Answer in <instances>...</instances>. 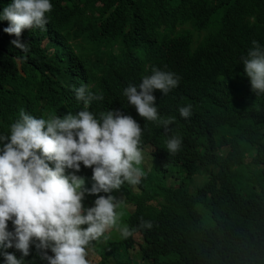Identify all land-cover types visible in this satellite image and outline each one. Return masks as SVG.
Masks as SVG:
<instances>
[{"label":"clouds","instance_id":"obj_1","mask_svg":"<svg viewBox=\"0 0 264 264\" xmlns=\"http://www.w3.org/2000/svg\"><path fill=\"white\" fill-rule=\"evenodd\" d=\"M87 1L92 3L89 22L77 32L58 35L52 49L59 57L73 53L71 61L59 64L80 76L83 84L74 89V96L82 109L47 119L21 109L8 134L0 133L3 264H25L30 247L45 264H165L168 254L160 256L159 251H172L184 234L191 235L186 229H176L184 224L204 226L201 216L207 211L199 199L187 202L199 196L205 175L182 173L194 161L182 153L181 138L168 135L175 117L161 118L158 102L182 83L209 77L212 64L207 55L202 66L196 60L198 54H189L179 55L170 68H149L148 62L159 58L164 44L141 41L145 27L156 25H145L146 19H165L168 13L179 20L183 0ZM51 2L55 3L9 0L0 7V22H7L3 31L15 37L10 41L14 48L28 51L21 33L45 28ZM57 2L58 15L70 12L72 1ZM117 18L126 24H116ZM240 59L252 93L264 95V45L253 40ZM143 71L147 72L124 87L122 95L127 111L131 105L145 121H158L164 129L165 146L157 151L156 162L144 149L142 118L137 121L116 109L90 110L93 102L104 97L88 84H119ZM154 90L159 94L157 103ZM220 93L215 84L203 85L191 104L178 108L179 116L187 120L194 100ZM86 168L92 170L90 187L78 175ZM150 174L157 181L169 182L175 192L163 198L143 193L141 185ZM8 249L18 251L20 258Z\"/></svg>","mask_w":264,"mask_h":264},{"label":"trees","instance_id":"obj_2","mask_svg":"<svg viewBox=\"0 0 264 264\" xmlns=\"http://www.w3.org/2000/svg\"><path fill=\"white\" fill-rule=\"evenodd\" d=\"M52 1L55 3L51 2L52 10L46 14L45 28L21 33V42L28 43L27 52L11 45L15 37L4 33L7 22H0V133L8 134L21 109L47 119L83 107L74 96V89L83 84L80 76L59 64L71 61L73 53L59 57L56 52L52 54V49L58 35L77 32L89 22L92 3L68 0L73 2L70 12L58 15L57 1L61 0ZM7 3L9 0H0V7ZM166 15L165 19L145 20L147 26L156 25L145 27L142 43L164 44L159 58L149 61L148 67L170 68L179 55L198 54L196 60L202 66L208 56L212 72L207 78L180 84L158 102L161 118L175 117L168 135L180 137L182 153L194 161L184 166L182 173L205 175L199 196L189 198L187 204L199 199L207 211L201 216L204 226L195 224V229L194 224L182 225L176 230L186 229L191 235L184 234L177 248L169 252L160 250L159 254H168L165 264H264V95L252 93L240 59L253 40L264 45V0H183L179 20ZM115 23L123 25L126 20L117 18ZM164 25L175 29L168 31L162 28ZM146 72L119 84H88L94 93L104 97L93 102L90 110L99 113L116 109L141 121L133 106L130 105L131 111L126 110L122 91ZM205 84H215L221 93L194 100L191 116L182 119L178 108L191 104ZM153 95L157 103L158 92L154 90ZM144 122V149L156 162L166 135L158 121ZM156 170L165 180L158 167ZM78 175L90 187L92 170L86 168ZM141 188L143 193L161 198L176 190L169 182L157 181L152 174ZM189 217L195 223L194 216ZM8 251L20 258L15 249ZM24 259L25 264H45L34 247H30V254Z\"/></svg>","mask_w":264,"mask_h":264},{"label":"bare ground","instance_id":"obj_3","mask_svg":"<svg viewBox=\"0 0 264 264\" xmlns=\"http://www.w3.org/2000/svg\"><path fill=\"white\" fill-rule=\"evenodd\" d=\"M70 77V76H69ZM72 80V79H71Z\"/></svg>","mask_w":264,"mask_h":264}]
</instances>
